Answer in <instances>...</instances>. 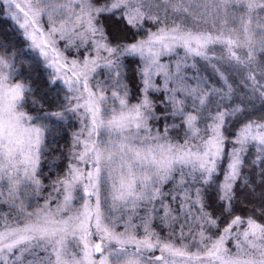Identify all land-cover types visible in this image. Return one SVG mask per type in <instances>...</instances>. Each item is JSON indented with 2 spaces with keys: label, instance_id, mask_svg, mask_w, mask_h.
Returning a JSON list of instances; mask_svg holds the SVG:
<instances>
[{
  "label": "snow or ice",
  "instance_id": "snow-or-ice-1",
  "mask_svg": "<svg viewBox=\"0 0 264 264\" xmlns=\"http://www.w3.org/2000/svg\"><path fill=\"white\" fill-rule=\"evenodd\" d=\"M0 264H264V0H0Z\"/></svg>",
  "mask_w": 264,
  "mask_h": 264
}]
</instances>
